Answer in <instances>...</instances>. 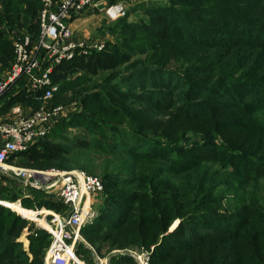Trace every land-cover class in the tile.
<instances>
[{
	"label": "trees",
	"instance_id": "trees-1",
	"mask_svg": "<svg viewBox=\"0 0 264 264\" xmlns=\"http://www.w3.org/2000/svg\"><path fill=\"white\" fill-rule=\"evenodd\" d=\"M118 1L124 0H109V4ZM125 1L138 14L142 13L144 18L138 16L136 22H129L127 10L115 27L109 28L108 33L119 39L127 34L139 49L126 50L128 55L114 52L108 56L106 49L88 56L76 55L72 60L56 65L51 75L52 84L58 87L53 104L66 106L72 100L82 98L83 107L90 116L99 115L105 121L101 122L103 126L97 124L99 121L86 125L90 128L91 137L93 134L100 136L95 140L96 145H89L91 148L107 154V150L101 146L104 139L102 129L105 126L113 130L109 128L114 126L109 124L111 117L125 126H131L129 135L149 130L150 137L156 140L150 139V143H146L136 138L138 136H127L128 141L121 142L119 147H123L120 151L124 158L131 159V163L129 168L121 165L120 174H112L108 168L98 172V169L88 165L78 167L87 174L100 176L107 205L96 221L91 220L81 228L80 235L97 253L104 248H124L121 244L125 240L136 246H153L158 244L159 236L167 232L173 220L181 219L192 225L195 223L197 229L205 227L210 233L194 235L185 223L180 224L175 232L163 236L164 242L171 243L158 255L163 261L166 256L167 260L176 261L180 256H174V253L184 251L195 252L191 264H200L197 258L208 264H223L230 261L231 254L235 255L232 258L235 264H264V233L255 224L264 217L260 210L264 205V194L263 198L260 197L262 204L255 198L259 179H264V0H159L141 6L136 0ZM41 9V0H0V66L7 67L6 73L15 57L14 38L23 40L28 36L31 45L36 44ZM85 12L99 13L96 8H88ZM98 31L102 33L100 28ZM243 52L246 56L239 59ZM134 57L143 58L134 61ZM165 61L177 66L175 69L187 67L184 74H190L193 80L185 79L174 68L162 64ZM125 71H129L130 76L128 90L150 87L159 89L160 93L165 92L162 94L167 96L174 94L173 91H183L184 108L190 109L192 114H184L179 108L181 115L177 121L181 120V125L152 122L148 115H142L135 107V103H141V96L133 92L119 93L116 88L120 89L121 86L111 84L113 78L123 76ZM140 72L145 75H138ZM175 73L179 79L170 75ZM74 76L76 78L73 79ZM94 76L100 80L93 82ZM246 76L253 79L243 81ZM206 81L214 82L207 85ZM86 87H100L107 94L99 93L102 99L89 103L87 101L97 92H88L89 88ZM62 88L70 91L72 96L63 94L58 97ZM38 96V93L26 88V81L22 78L0 99V115L8 113L15 106H20L27 115L41 105ZM114 101H118L119 105H114ZM145 102L151 108L161 110L170 109L173 100L168 104L158 100ZM92 103L97 106L93 108ZM57 131L39 140L43 141L40 142L43 146L58 152L56 155L46 154L49 156L45 159L40 158L42 165L26 166L20 163V159L37 142L24 152L10 155L6 163L43 171L56 168L69 170L53 167L49 163L63 165L69 162L73 165V154L82 153L77 151L86 150L87 145H71L68 140V147L46 143L48 138H55ZM244 149L251 151V155L241 152ZM261 152L262 156L257 158ZM215 162L227 169L229 177H237L229 182L228 177L223 184L232 185L230 189L233 195L232 201H228L229 210L224 212H218L217 205L224 202L225 190L221 188L218 191L221 179L215 174L216 171L211 174L207 165ZM19 188L11 190L13 193L9 196L0 194V202L19 203L31 211L44 208L63 218L68 216V207L54 195L24 186L22 181H19ZM27 191L33 193V202L27 199L22 201ZM236 191L242 194L236 197ZM248 207L254 211L253 215L242 212ZM0 213L10 218L7 221L0 217V264H41L36 253L31 263L24 254L25 259H15L22 252L15 241L21 228L26 225H32L37 234L41 233L40 239L33 242L41 249H48L51 235L4 204H0ZM254 216L259 219L252 221ZM48 218L51 219V216ZM207 220L224 223V226L233 224L236 229L214 228ZM215 231L216 235L213 234ZM238 241L246 251L240 257L236 249ZM206 246L215 249L207 253ZM73 251L80 261L82 259L89 264L86 259L91 256L84 242L77 241ZM156 253H153L149 264H154ZM131 261L126 256L124 263Z\"/></svg>",
	"mask_w": 264,
	"mask_h": 264
},
{
	"label": "rangeland",
	"instance_id": "rangeland-1",
	"mask_svg": "<svg viewBox=\"0 0 264 264\" xmlns=\"http://www.w3.org/2000/svg\"><path fill=\"white\" fill-rule=\"evenodd\" d=\"M159 2V0H140L141 5L142 4H149L151 5L152 3H156ZM167 4V3H166ZM140 5V4H139ZM140 5V6H141ZM147 7V6H146ZM130 8H127L129 13V22H136L138 16H140V18H144L142 13H137L136 10ZM124 17V16H123ZM122 18V17H120ZM111 19L108 17V15L105 13H94L92 14V16H89L87 18H78L80 19L78 22H76L77 24H75V29L76 32L78 33L76 37L74 35V37L76 39H80V40H86V41H90L92 43H96V42H101L104 45V48L102 49L105 50L106 52H108V56H112L114 52H118L122 55H128V52L126 50L132 49L134 51H137L139 48L137 47V45L130 41L127 37V34H125L121 39H119V37H115L112 35H109L108 31L109 28H112L113 26L115 27L116 22L120 19ZM98 24V26L96 27L95 24ZM132 26V25H131ZM136 26V25H134ZM99 28L102 30V33L99 30ZM85 31H87L88 33L85 34ZM80 33V34H79ZM248 51V50H247ZM246 52V51H245ZM244 55L239 56V59L242 57H245V53L243 52ZM141 58L143 57H134V61H139ZM142 63V62H141ZM162 64H166L168 66H170L171 68H174V70H176L178 74H180V76H183L185 79H191L193 80V78L191 77L190 74H184L185 70L187 67H184L183 69H175L177 68V66L172 65L171 63H168L167 61L163 62ZM194 70V69H192ZM7 71V67L4 68L2 66H0V80L5 76V73ZM190 71V70H188ZM129 71H125L123 76L121 77H115L112 79L111 84H118L120 85V89H117V92L119 93H127V92H133L134 94H137L138 96H141V103H135V107L137 109H139V111L141 112L142 115L149 117V119L159 125H163V124H168L170 126H175V123L177 125H181V120H179L178 116H180L181 111L178 112L179 108H181L182 112L184 114H192L190 113V109H185L184 107L186 106V104H183L182 101H184L183 97H182V93L183 91L181 90H177V91H173L174 94L171 95H166V94H162L165 92L160 93L159 89L154 90L153 88L150 87H145V90H141L139 88H133V90H128L127 87L131 84H129L128 80L130 77L128 74ZM145 72V71H144ZM144 72H140L137 73L138 75H145ZM170 74L172 75V77H177L179 79V76L177 74ZM78 76V75H76ZM76 76L72 77L73 79L76 78ZM125 77V78H123ZM261 77V75H260ZM258 78V81L261 80V78ZM195 78V77H194ZM250 79H253V77L250 76H246V78L243 79V81H249ZM93 82H98L100 80L99 77L94 76L93 77ZM215 80V79H214ZM207 85H210L211 83H213L214 81H206ZM99 84V83H97ZM110 84V83H108ZM202 84H205V82H203ZM56 86V85H55ZM57 87V86H56ZM206 87H211V86H206ZM89 88V87H86ZM58 89V87H57ZM99 90V91H98ZM182 90H185V88H183ZM93 91V92H97L95 93V95L93 97H90V100L87 101L89 103L92 102V100H101L102 97L99 95V93L102 94H107L106 90H102L100 87H90L89 91ZM63 94H67V96H72V94H70V91L66 92V89L62 88L59 89L58 92V97L62 96ZM88 94V93H87ZM154 94H160L158 96H155ZM57 97V98H58ZM84 98V97H83ZM80 98L79 100H72L69 104H67L66 106H64V110L62 111L61 115L59 118H57L51 128L49 129V131L47 132V134H51L54 131L59 130V133L57 131L55 138H48L46 143L48 144H53L55 147L56 145H61L64 147H68V143H71V145H75V144H86L87 149L84 151H77V152H82V153H74L72 160H73V165H70L69 162L66 163H62L63 165H58L55 163H49L51 164V166H60L63 168H68L69 170H64L61 169V171H81L87 174V171L85 170H81L78 167L82 166V165H88L90 167H94L95 169H98V172H102L104 169L108 168L109 172L114 174L119 172V174L121 173L120 171V166L125 164L127 165V167L129 168V165L131 163V159L128 158H124L122 155V151H120V148H123L122 146L119 147L121 145V142H127V136H138L136 138H140L142 139L143 142L146 143H150V139L156 141L154 138L150 137L149 134H151V132L148 131H141L142 133L134 132L136 135H129L131 134V130L132 127L131 126H125L121 123H119L117 121L116 118L111 117L109 119V124H113L114 126H111L109 128H112L113 130L108 129L107 127H103V138L102 139V144L101 146L105 148V150H107V154L98 152V150L91 148L89 145H96L95 140L99 139L100 136L99 134H93L92 137L90 136L91 132L88 131L90 128L86 127L89 126V124L92 125V122H97L99 121L97 124H101V122H105L104 120H101L99 115H93L92 117L90 116L89 112H87L83 105H84V100ZM147 100H158V101H163L164 104H168V102L170 100H173V102L171 103V107L170 109H161V110H155L153 108H151L145 101ZM187 103V102H186ZM114 105H119L118 101H114L113 102ZM190 104V103H188ZM163 105V104H162ZM97 106V104L92 103V107L95 108ZM101 106V105H98ZM31 110V109H29ZM33 111V110H32ZM86 112V113H85ZM102 125V124H101ZM188 125V124H187ZM186 125V126H187ZM103 126V125H102ZM170 132V130H168ZM168 131H165V133H167ZM174 131V130H172ZM171 131V132H172ZM180 132V131H179ZM158 133H162V131H159ZM58 134V135H57ZM125 135V136H124ZM46 136V135H45ZM44 136V137H45ZM166 136L169 138L168 134H166ZM174 135H172L173 137ZM186 136V135H185ZM42 138V137H40ZM40 138H38L35 142H37V144L35 146H33L31 148V150L29 151V153H27L25 156H23L20 159V163H23L26 166H39L43 164V160L40 158L45 159L47 156L49 155H56L58 152L55 150H52L51 148H49L48 146H43L42 144H40V142L43 141H39L41 140ZM66 140V141H65ZM106 141V142H105ZM34 142V143H35ZM45 142V141H44ZM112 144V145H110ZM172 148V147H171ZM145 149V148H144ZM101 150V149H100ZM132 150V149H130ZM146 150V149H145ZM169 148H167V151L169 152ZM248 149H244L241 150V152H248L246 151ZM49 154V155H46ZM247 154L251 155V151L248 152ZM263 154V152L259 153L257 155V158L261 157ZM120 156V157H117ZM37 157L36 160H34L33 158ZM209 167V169L211 170V174H214V171H216V175L218 178L221 179V184L218 188V191H220V189L222 188L223 190H225V195H224V202L221 205H217L218 207V212H224V210H229L228 207V201L231 202L233 199V195H231L232 191L230 188H232V185H230L228 183V185H223L225 180L229 177V173L227 172L226 168H223L219 163H211V164H207ZM78 168V169H75ZM57 169V168H56ZM49 170V169H48ZM60 170V169H58ZM90 175V174H87ZM96 175V177H100L98 174H94ZM128 176H131L128 175ZM237 177H233L230 176L229 180H236ZM19 180L18 178L14 177L12 173L10 172H3L0 170V194H8L11 195L10 193L11 190L16 189L19 190ZM259 187L257 188V193H256V197L257 198V202L262 204L263 202L260 200V197L263 198V194H264V179H259ZM50 192L49 194L54 195L53 197H56V193L54 191H48ZM16 193V191H15ZM139 194V193H138ZM240 194H242L241 192H237L235 193V196L238 197ZM20 193L17 194L18 197H20ZM214 198V197H212ZM24 199H27L28 201L33 202V193L31 191H27L25 198H22V201H24ZM0 204H4L5 206H7L8 208H11L12 211H14L16 214L20 215L23 217L24 220H26L27 222H31V223H35L38 226L42 227L43 229L44 226H47L48 224L46 223L45 220V216H48L50 214H52V211H48L45 210L44 208H42L40 213L38 211V213H35V211H31V210H27L25 208H23L19 203H10V202H0ZM247 204V201H246ZM215 206V207H217ZM107 207V205H105V198H104V193L100 194L99 196H96L95 198H93L92 200V220L96 221L101 215L103 210ZM208 208V207H207ZM25 209L26 211L30 212L31 215L30 216H23L20 213V210ZM204 210H209V209H204ZM234 210V209H233ZM260 210L263 211V213H261V216H264L262 214H264V205L261 206ZM242 212H246L247 214H254V211L248 207V210L246 209L245 211ZM8 215H4L2 213H0V217L4 220H9L10 218L7 217ZM7 218V219H6ZM259 218L257 216L252 217V221L254 220H258ZM29 222V223H30ZM43 222L45 224H43ZM186 220H181V219H175L171 222V224L169 225V228L167 230V232H165L164 235L159 236V240H158V244L157 245H153V246H136L135 244H128L127 240L124 241L123 244H121L122 246H124V248H118V247H113L110 249H105L100 252L97 253L95 251V249L89 245L85 239L83 238V236H81V239H79V241L84 242L87 249H88V255L90 258L86 259V262H88L89 264H112L115 261V264H140L137 260L138 256L140 255H145L147 254L148 256V264L149 261L153 255V253L157 252L156 254H154L155 260H154V264H191L192 263V256L195 255V252L190 253V252H186L184 253V251H176L174 253V256H180V259L174 261L171 259L167 260V256L164 259V261L159 257L158 255L163 253L164 249H167V247H169V245L171 243L169 242H164V238L163 236L166 235H170L173 232L176 231V229L178 228V226L180 224L185 223L188 230L192 231V233H194V235L196 234H209L210 230H207L205 227H201V229H197V225H192L190 222H187ZM208 223H210L211 225L214 226V228H231L232 230L236 229L234 227L233 224H227L226 226H224V223L221 222H216L213 220H207ZM41 223V225L39 224ZM257 225H259V229L264 233V217L262 219H260L259 221H257V223H255ZM21 225H24V223H22ZM98 227V226H96ZM46 230V229H45ZM227 230V229H225ZM212 234V233H211ZM214 235L217 234V231H215L213 233ZM41 233L37 234V231L33 228V226L31 225V227L29 225H26L25 227L23 226L21 228V232L18 235V238L16 239L15 243L20 246V249L22 252H19L17 254V256L15 257V259H19V258H27L28 262L31 263L33 260H35L33 254L36 253V258L38 259L39 263L41 264H45V255L47 252V249H41L38 245H35L33 242L36 239H40ZM169 244V245H167ZM159 247V250L156 251V249ZM192 247H190L191 249ZM206 252L207 253H211L214 251V247H210V246H206L205 247ZM236 249L239 252V257L243 256L244 253H246L245 249L242 247V243L241 241H238V243H236ZM196 250H201V248H197ZM241 250H243V253L241 254ZM22 254H24L25 258L22 256ZM128 257L130 259L133 260V262L131 261V263H124L125 262V257ZM233 256V257H232ZM185 258L187 259V262L185 263ZM232 258H235L234 254H231L230 256V261L225 262L223 264H235V259L233 260ZM80 260V259H79ZM197 260L200 262V264H208L203 262L202 260L198 259ZM17 261V260H15ZM24 260H21V262H23ZM166 261V262H165ZM14 262V261H12ZM81 262L83 264H87L85 263L82 259ZM242 262V261H241ZM257 262H252V264H256ZM240 264H245V263H240Z\"/></svg>",
	"mask_w": 264,
	"mask_h": 264
},
{
	"label": "built area",
	"instance_id": "built-area-1",
	"mask_svg": "<svg viewBox=\"0 0 264 264\" xmlns=\"http://www.w3.org/2000/svg\"><path fill=\"white\" fill-rule=\"evenodd\" d=\"M107 1L41 0L36 44L31 45L28 36L23 40L14 38L15 57L11 68L0 80V99L24 78L26 88L38 93L41 102L27 115L20 106H15L6 121L0 120V170L12 173L24 186L47 193L54 191L56 198L69 209L65 218L54 212L45 216L48 225L44 228L52 237L45 264H78L74 245L81 239V228L92 220V200L103 192V183L100 178L81 171H43L11 166L6 161L10 155L26 151L38 138L47 135L64 110V106L52 103L57 91L51 80L54 67L72 60L76 55L88 56L104 48L101 42L76 39L71 29L73 18L84 14L88 8L98 9L99 6H103L101 10L111 19L125 16L124 3L107 4ZM148 259L147 254L137 258L140 264H148Z\"/></svg>",
	"mask_w": 264,
	"mask_h": 264
},
{
	"label": "crops",
	"instance_id": "crops-1",
	"mask_svg": "<svg viewBox=\"0 0 264 264\" xmlns=\"http://www.w3.org/2000/svg\"><path fill=\"white\" fill-rule=\"evenodd\" d=\"M119 2H121V3H124V5L126 6V11H127V8H129V4H127V1H119ZM136 2H138V4H141L140 3V0H136ZM107 4H109V0L106 2ZM132 6V5H131ZM98 11H99V13H105L104 11H102V10H99L98 9ZM92 14H94L93 12H85L84 14H82V15H80V16H78V17H75L74 18V20L71 22V29H72V31H73V34L76 36V37H78L77 36V32H76V29H75V24H77L76 22H78L80 19H78V18H87V17H89V16H92ZM96 25V27L98 26V24L96 23L95 24ZM88 32L87 31H85V34H87ZM80 34V33H79ZM12 40H13V38H12ZM10 115V111L8 112V113H6V114H3V115H0V120H4V119H6L8 116Z\"/></svg>",
	"mask_w": 264,
	"mask_h": 264
},
{
	"label": "bare ground",
	"instance_id": "bare-ground-1",
	"mask_svg": "<svg viewBox=\"0 0 264 264\" xmlns=\"http://www.w3.org/2000/svg\"><path fill=\"white\" fill-rule=\"evenodd\" d=\"M20 213H21V215L26 216V217L31 215V213L26 211L25 209H23V210L21 209ZM39 224L41 225V223H39ZM43 224H45V223L43 222ZM77 261H78V264H83L78 258H77Z\"/></svg>",
	"mask_w": 264,
	"mask_h": 264
},
{
	"label": "water",
	"instance_id": "water-1",
	"mask_svg": "<svg viewBox=\"0 0 264 264\" xmlns=\"http://www.w3.org/2000/svg\"><path fill=\"white\" fill-rule=\"evenodd\" d=\"M98 9H99V10L103 9V6H99ZM35 213H36V212H35Z\"/></svg>",
	"mask_w": 264,
	"mask_h": 264
}]
</instances>
